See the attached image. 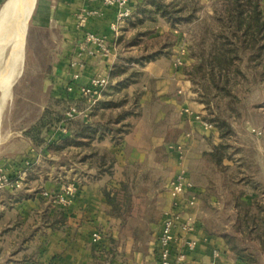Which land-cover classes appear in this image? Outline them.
I'll list each match as a JSON object with an SVG mask.
<instances>
[{
  "label": "crops",
  "instance_id": "obj_1",
  "mask_svg": "<svg viewBox=\"0 0 264 264\" xmlns=\"http://www.w3.org/2000/svg\"><path fill=\"white\" fill-rule=\"evenodd\" d=\"M142 2L143 0H138L136 3L134 0L135 13L122 21L119 38H129L133 33L135 28L132 24L137 20L136 16L141 15L138 5ZM130 4L132 6L133 2ZM85 5L99 7L100 1L38 0L34 9L32 26L28 33V76L23 90L25 94H36L38 98L33 107H29L30 97H16L18 101L27 104L24 107L27 113L23 116L24 122L12 125L9 123L12 128L10 138L17 140L19 145L9 139L13 142L15 155L9 161L2 160L5 161L4 164L8 162L6 166L14 170L27 169L29 175L23 187L16 193L12 192L7 197L4 194L0 196V264H158L155 243L161 233L163 219L171 210L169 196L158 228L159 233H151L138 241L131 233L121 231V221L109 212L111 208L103 187L105 184L108 189L118 187L125 180V173L132 164L142 163L148 158L153 159L154 167H164L166 163L163 161L155 162L162 158L158 156L156 149H169L168 146L174 139V136L169 137L170 131L175 132V143L185 145L189 167L196 169L206 167L208 156L224 142L217 127L210 129L204 125L202 119H205V106L198 95L194 97L196 94L188 87L189 81L180 79H184L183 73L157 67L159 58L151 62L150 81L142 84L141 114L134 121L131 133L119 144L110 138L92 143L100 153L106 149L115 157L113 175L108 181H104L106 177L95 162L82 160L90 151L87 147L76 145L77 140L69 123L61 122L58 128L45 129L40 135L42 141L32 138L29 132L45 110L58 99L67 102L66 84L74 79V75H79L77 81L84 83L105 70L109 69L110 74L116 63L115 61L110 67V62L106 60L87 54L81 57L77 55L76 42L82 36V32L76 27L77 14ZM119 11V8H103L102 15L93 18L88 28L98 33L109 31L110 23L116 19ZM165 30L172 31V28L166 27ZM162 33L164 32L160 29L152 35ZM119 38L117 51H120L121 46ZM119 53L118 57L121 56ZM73 61L80 62L72 66ZM180 81H184L186 85L182 86L184 95L177 92ZM108 89L109 86L106 90ZM134 89L130 87L126 91L132 94ZM80 103L87 106L84 101H79L78 104ZM186 109L193 114L186 113ZM92 120L93 114L88 120L77 119L83 123H91ZM256 125L252 132L256 135L257 145L252 149L257 155L255 164L260 173V179L259 176L257 179L264 188V125L257 119ZM58 144L65 145V149L61 152L54 151L52 148ZM63 151L64 157L61 155ZM68 152L72 153L69 158L66 156ZM64 170L72 178L81 181V188L71 204H49L50 200L43 197V192L54 189L59 179L58 174ZM195 186L198 207L187 211L185 216L189 217L187 220L192 219L201 224L202 214H206L207 210L210 217L217 215L211 209L204 208L199 196L206 188L198 184ZM259 194L264 199V192ZM256 195L257 193H252V197ZM217 204L224 205L223 198L214 202V205ZM46 205L49 218H53L59 210L63 211L65 222L61 227L52 228L49 224H43ZM8 209L15 211V215L8 216ZM18 222L21 225L16 227V231L7 230ZM200 228L188 236L196 239V251L191 252L187 260L180 264H236L238 256L223 236L224 233H208ZM25 230L32 233H24ZM96 232H99L100 237L95 240L93 235ZM112 241L116 243L113 245ZM112 251H115L114 256H110ZM216 252L219 254L216 255ZM261 256L260 262L264 264V254Z\"/></svg>",
  "mask_w": 264,
  "mask_h": 264
},
{
  "label": "rangeland",
  "instance_id": "obj_2",
  "mask_svg": "<svg viewBox=\"0 0 264 264\" xmlns=\"http://www.w3.org/2000/svg\"><path fill=\"white\" fill-rule=\"evenodd\" d=\"M5 1L6 0H0V9L2 8V5ZM135 1L136 3L138 2V0ZM146 1L147 0H143V2L138 5V7L144 4ZM259 1L261 9L264 12V0ZM131 2H133L132 6L130 4L132 8V14L129 17H132L135 13V10H133V6L135 5L134 0H131ZM232 6L233 1L230 0H188L186 7L187 9L184 12L190 11L194 8H198L194 19L188 21L185 20L184 17L175 18L176 16H174L172 18H168V16L162 17L160 14H157L155 16V18L157 19L156 23H152L149 21L147 23L139 25L138 28L132 30L133 33L131 35L135 34L139 29H141L140 32H149L148 34L139 37L138 46L129 48L124 52L117 51V53H121H119V55H121L123 59L130 60H134L139 57H143L145 59L151 53H156L155 57H153L151 60H144L141 64L138 65L135 63L132 64L133 66H135L134 68L137 71L142 72L141 75L137 76L136 78L140 81V83L147 82L148 80L150 81L149 70H151V62L157 61L156 59L159 58V61H157L156 63L158 64L157 67L165 69L166 71H168L169 69H173L174 71L179 72L181 71L184 75V79H180L189 81L188 87L191 89L192 93L196 94L194 95V97H197L198 95L200 98V102H202L205 106V119L203 118V120L212 124V127H210V129L216 126L212 120H206V117L212 115L214 110H218L219 113L223 112V119H225V121L231 127V130L228 132V134L232 135L230 139L231 141L228 142L230 144L228 148V151L230 152V158H228V161L224 160L222 166L207 169L206 167L209 166L211 156H208L207 166H202L198 169L193 168V166L189 167L187 157L185 159L190 175L193 174L191 176L194 180L195 185L198 184L200 187L204 186L206 188L202 195H199L200 198H202L204 208L211 209L215 213V215H217L210 217L208 210L206 214H202L203 223L200 224V227L202 228V230L208 233L227 234L237 232V223L233 222V220H230L231 216H233L232 208H224L225 203L233 199L235 191H244L245 195L243 199H247V201L256 197L260 198V194L258 191L255 192L257 193V195L252 197L253 191L244 185L243 176L246 177V175L249 174V170L245 169L242 162H235L232 153L234 154L235 158L240 159L241 157H244L249 153L252 155V147H256L257 145L256 135L254 132H252V130L257 126L256 119L264 125L263 80L262 78L254 80L255 75L251 72H248L246 68V66L248 65L246 60H244V62H236L235 68L238 65L243 70H247L248 77L243 78L242 76H233L230 80L231 87L236 89L234 93L237 97L236 99H234L235 101L233 103L235 104V110H231L229 108V106L227 105V100L223 98L221 93H218L216 95L217 91L212 80L213 76L217 77L220 75V70L217 65L219 64V61H215L216 58L222 57L228 59L230 57V54H228V52L232 49V47L230 46L228 39L232 37V32L236 31L233 26V22L229 23L231 20L229 9ZM33 15L29 32L32 26ZM166 27L172 28V31H166ZM160 29H162V32L164 33L159 35H152L153 33L158 32V30ZM238 34L241 35V33ZM160 47H163V50L166 51V53H164L163 55L159 53V55L157 54V51H159ZM6 54H8V51H0V61ZM24 54L25 58L23 66L19 68L15 74L10 97L7 99L0 113V163L3 164H0V177H5L8 179V182L3 185L4 187L0 191V196L1 194H4L5 197L10 195L12 192L16 193L17 190L21 189L26 177H28L29 175L27 169L17 171L12 167L6 166L8 162L6 164H4L5 161L2 162V160L9 161L11 158H14L15 150H13L12 148L13 142L19 145V142L17 140H14L13 137L10 138L12 134V128L9 123L12 125L14 123L22 122L23 116L27 113L26 109H24L27 104H24L23 101H18L16 97H30L31 102L29 103V107H33L36 102V98H38L36 94H30L27 92L25 94V90H23L26 86L25 81L28 76V74H26L28 35L25 43ZM161 59L163 60L161 61ZM258 80H260V82L256 83V81ZM184 81H180L177 84L180 85L177 88V92L180 95L185 94V91L182 87L186 86L183 83ZM187 91L188 89L186 90V92ZM196 92H198V94ZM53 102L54 101H52V103ZM65 104V101L58 99L55 101L54 105L50 106L51 110L49 112V117L51 122L47 125V128L51 129L59 127V124L61 122L58 123L57 119L64 117L63 112L66 108ZM221 107H226L227 110L223 111L221 110ZM185 112L193 114V112L187 109ZM63 123H67V121H64ZM45 129L42 130L41 134L45 131ZM174 133L173 131H170L169 137L173 138L174 136L175 139ZM9 139H13V142L9 141ZM174 139L173 141H171L173 143H170V145L168 146L169 149H163V147H159L158 149H156L158 156L162 158L157 159L155 162L161 163L163 161L164 163H166L164 167H154L153 165L155 163L153 164L152 158V160L148 158L142 163L132 164V167L130 168V179L132 181V187L135 188L134 193L137 194V197L135 198V200H133V209L135 208V212L128 217L127 227H125L126 229L124 230V233H133L135 231L137 233H144L143 238L144 236L146 237L151 233H159L158 228L160 226V222H162V215L165 214V211L163 210L165 209V206L167 204L168 196L169 203L171 204L168 184L178 167L176 146L179 143H175L176 141ZM71 154L72 153L68 152L66 154V156L68 155L67 158H69ZM61 155L64 157L65 151H63ZM24 156H26V154H24ZM254 157L256 160V153H254ZM58 161H63V159H58ZM11 169L14 171L9 172V170ZM111 176L106 174V178L104 179V181H108V178ZM209 176L211 179L216 180V183H214L216 186L210 189V191H208ZM258 176L260 179V173L257 171L254 174V178L257 181ZM23 177L25 178L23 179ZM58 177L59 179L57 180L54 189H46L47 191L58 192V187L60 186V184L62 182L67 183L69 181H75L76 183H78L80 190L81 181L79 182L77 179L72 178L69 172L65 170L61 171V173L58 174ZM21 180L22 185L21 183H19V185L21 186H19L20 188L18 186L16 188L14 185H12L16 182H21ZM152 184L156 186L155 189H148V186L150 187V185ZM76 194L72 197L70 204L73 202ZM221 198H223L224 200V205H214V202ZM54 203L57 205V202ZM203 205L201 207V210L203 208ZM196 208L190 210H194ZM142 212H144L143 216L141 214ZM14 213L16 212H12L11 210H9L7 215H15ZM188 218L189 217H186V219ZM241 240V244L238 240H233L231 242L232 244H228L232 248L231 245H238L239 243L238 246L240 248L247 247V249L252 250L255 253L257 252V257L260 260L262 256L261 253L258 252V245L256 243L253 244L252 241H249L246 237H242Z\"/></svg>",
  "mask_w": 264,
  "mask_h": 264
},
{
  "label": "trees",
  "instance_id": "obj_3",
  "mask_svg": "<svg viewBox=\"0 0 264 264\" xmlns=\"http://www.w3.org/2000/svg\"><path fill=\"white\" fill-rule=\"evenodd\" d=\"M230 1H233V6L229 9V14L231 15L229 23L233 22V26L236 30L232 32V37L228 39L232 49L228 52V54H230L228 59L222 57L216 58L215 61H219L217 65L220 70V75L217 77L213 76L212 80L217 91L216 95L221 93L223 98L227 100L229 108L235 110V104L233 103L235 101L234 99L237 97L234 93L236 89L232 88L230 85V80L233 76L247 78L248 70V72L255 75L254 80L262 78L264 83V12L261 9L259 0ZM187 3L188 0H147L144 4L139 6V13H141V15L136 16L137 20H134L132 25L136 29L139 25L149 21L156 23L157 19L155 16L157 14H160L162 17L168 16V18L174 16H176L175 18L184 17L185 20L191 21L194 19L198 8L184 12L187 9ZM140 30L141 29L129 38H119V42H121L119 48L120 52L138 46L139 37L149 33L148 31L145 33L140 32ZM238 33H241V35ZM158 53L163 55L166 51L163 50V47H160L159 51H157V54ZM155 55L156 53L153 52L145 59L139 57L134 60L123 59L121 56L118 57L114 68L109 74V91L106 90L103 100L93 107V120L91 123L67 120L64 117L57 119L58 123L67 121L69 126H72L71 128L74 131L73 136L77 140L76 145L87 147L90 151L89 154L87 153L83 156L82 160L95 162L104 176L106 174L109 176L113 175L115 157L106 149L100 153L92 143L95 140L103 141L106 138H110L114 143L119 144L131 133L134 127V121L137 120L141 114L140 101L143 95L141 89L143 83H140V81L136 79L142 72L137 71L132 64H141L144 60H151ZM244 60H246L248 64L246 66V71L238 65L235 68L236 62H244ZM257 82H260V80L256 81V83ZM130 87L135 88L132 94L126 91ZM85 105L81 103L78 104L81 108H86L87 106ZM50 108L51 107L45 110L38 123L30 130L29 134L32 138L42 141L40 138L41 132L47 128V125L51 122L49 117ZM221 110L226 111L227 109L226 107H221ZM222 113L223 112L219 113L218 110H214L212 115L206 117V120L210 119L215 123V126L219 129L224 139L223 144L215 148L211 153V160L209 166L206 167L207 169L222 166L224 160L228 161V158H230V152L228 151L230 144L228 142L231 141L232 135L228 134V132L231 130V127L225 119H223ZM65 147V145L58 144L52 149L56 152H61ZM254 153H256V151L253 150L252 155L249 153L240 159L235 158L233 153L232 155L235 162H242L245 169L249 170V174H247L246 177L243 176L244 185L253 192L258 191L261 193L264 192V188L260 181L254 178V174L258 171L256 170ZM130 168L125 173V180H123L118 187L108 189L107 184L103 187L104 195L111 208L109 212L112 216L121 221L120 229L122 232H124L126 229L125 227H127L128 217L135 212V208L133 209V200L137 197V194L134 193L135 188L132 187V181L130 179ZM214 183H216V180L211 179L209 176L208 191L216 186ZM155 187L156 186L152 184L150 187L148 186V189L153 190ZM244 195V191H235L233 199L225 203V209L232 208L233 216H231L230 220L237 223L236 226L238 228L236 233H224L223 236L229 244H232L231 242L233 240H238L241 244L242 237H246L249 241H252L253 244L256 243L258 245V252L264 254V199L256 197L248 202L247 199H243ZM48 199L50 200L49 204L54 202V198ZM44 212L45 219L42 221L43 224H49L52 228H58L64 224L65 219L62 210H59L53 218L47 216L48 205L44 207ZM143 213L144 212L141 213L142 216ZM18 223L15 224L13 228H8L7 230L16 231V227L21 225V223ZM24 233L32 232L25 230ZM131 234L136 240L141 241L144 233H137L135 231ZM112 242L113 245L116 243L114 241ZM238 245H231L238 256L236 264H261L257 257V252L255 253L247 249V247L240 248ZM114 255L115 251H112L110 256Z\"/></svg>",
  "mask_w": 264,
  "mask_h": 264
},
{
  "label": "built area",
  "instance_id": "obj_4",
  "mask_svg": "<svg viewBox=\"0 0 264 264\" xmlns=\"http://www.w3.org/2000/svg\"><path fill=\"white\" fill-rule=\"evenodd\" d=\"M99 1V7L85 5L79 9L76 27L82 32V36L76 42L75 50L80 57L87 54L106 60L110 62L111 67L118 59L117 40L121 32L120 23L132 14L131 0ZM103 8H119L120 11L116 19L112 21L109 31L98 33L89 29L88 26L93 18L102 15ZM79 62L73 61L72 66L78 65ZM73 78L66 84L67 102L63 112L64 118L67 120H88L93 114V107L103 99L104 92L110 84L109 69L91 77L84 83L77 81L79 78L77 74ZM79 101L87 103V107H79ZM203 123L206 127H212V124L207 121H203ZM185 150L186 147L183 144L176 146L178 167L168 184L171 210L163 219L161 233L155 243L158 264L183 263L190 253L197 248L196 239H190L188 236L200 227V223L192 221V219L187 220L185 216L187 211L196 208L198 204L196 186L185 161ZM7 182V178L0 177V191ZM19 183L22 185V180L14 184L11 182L16 188L20 186ZM78 191L79 184L75 181L62 182L58 187V192L45 190L43 197L54 198V202L57 204L66 205L70 204L72 197ZM93 237L95 240L98 239L100 237L99 232H96ZM215 254L218 255L219 253L216 252Z\"/></svg>",
  "mask_w": 264,
  "mask_h": 264
},
{
  "label": "bare ground",
  "instance_id": "obj_5",
  "mask_svg": "<svg viewBox=\"0 0 264 264\" xmlns=\"http://www.w3.org/2000/svg\"><path fill=\"white\" fill-rule=\"evenodd\" d=\"M37 0H6L0 9V113L10 97L15 74L24 63L25 43Z\"/></svg>",
  "mask_w": 264,
  "mask_h": 264
}]
</instances>
